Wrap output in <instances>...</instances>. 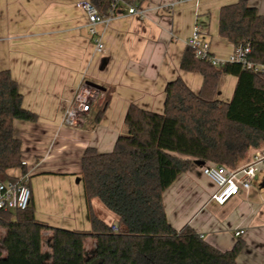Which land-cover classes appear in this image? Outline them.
Instances as JSON below:
<instances>
[{
	"label": "crops",
	"instance_id": "obj_1",
	"mask_svg": "<svg viewBox=\"0 0 264 264\" xmlns=\"http://www.w3.org/2000/svg\"><path fill=\"white\" fill-rule=\"evenodd\" d=\"M85 1L91 0H0V70H10L19 84L23 106L38 115L36 121H14L25 168L8 173L28 179L38 220L71 230L92 228L81 176L85 150L112 151L118 137L128 132L125 116L131 104L163 113L170 81L181 78L198 93L203 75L180 67L187 39L198 25L212 53L228 58L235 46L219 34L220 9L239 0H146L141 17L129 14L124 6L109 22L95 26L102 51L96 49L90 32L82 8ZM246 1L264 14V0ZM158 5L162 8H155ZM84 82L105 90L96 88L90 111L77 125H67L66 111ZM236 83V76L224 74L218 97L229 101ZM109 91V104L98 118ZM263 148L250 149L245 164ZM209 164L193 159L189 170L164 192L169 222L177 229L189 224L221 251L244 241L237 263L264 264V166H259L250 189H241L219 204L213 198L218 187L203 172ZM92 206L109 225L118 223V216L100 199L94 198ZM238 229L245 230L241 236L235 235ZM5 233L0 225L4 252ZM51 235V230H43L46 259L52 255ZM95 247L96 239L88 237L86 255L93 254Z\"/></svg>",
	"mask_w": 264,
	"mask_h": 264
},
{
	"label": "trees",
	"instance_id": "obj_2",
	"mask_svg": "<svg viewBox=\"0 0 264 264\" xmlns=\"http://www.w3.org/2000/svg\"><path fill=\"white\" fill-rule=\"evenodd\" d=\"M144 1L91 0L100 15L117 3L141 6ZM219 34L235 47L249 43L248 60L264 66V14L256 7L246 0L222 6ZM180 67L203 75L198 93L181 78L170 81L163 113L131 104L125 116L128 132L118 137L114 149L85 150L81 176L92 228L71 230L38 220L32 197L24 210L0 209V225L6 229L0 264H238L244 241L221 251L189 224L175 228L163 196L193 159L238 168L248 161L250 149L264 146V71L239 62L214 65L188 44ZM224 74L237 77L229 101L218 97ZM110 98L109 91L98 118ZM16 119L36 121L38 115L23 106L10 70H0V182L18 179L10 169L25 168L22 142L14 134ZM94 198L118 216L117 231L95 213ZM46 229L52 231L51 259L43 257ZM88 237L96 239L91 255L85 252Z\"/></svg>",
	"mask_w": 264,
	"mask_h": 264
},
{
	"label": "built area",
	"instance_id": "obj_3",
	"mask_svg": "<svg viewBox=\"0 0 264 264\" xmlns=\"http://www.w3.org/2000/svg\"><path fill=\"white\" fill-rule=\"evenodd\" d=\"M127 7L129 14L143 16L145 9L137 5L116 4L107 15H100L97 7L91 1L82 3V8L88 18L90 32L94 35L96 49L103 50V43L98 37L95 26L100 22H109L115 15L121 12L123 7ZM155 8H162L161 5ZM198 25L194 27L192 34L187 39V44L195 49L199 58H208L214 65H221L227 61L243 63L246 68L255 71H264V66L255 65L248 60V54L251 52L249 43L240 44L235 47L234 51L226 59H220L211 51L210 41L206 39ZM96 88L91 84L82 83L69 108L66 111L65 123L67 125H77L79 119L90 111L91 103L95 98ZM264 166V148L258 150L252 159L245 165L238 168H231L223 164H209L203 167V172L218 187L213 198L219 203L224 204L232 197L237 195L241 189H250L254 178L256 177L259 166ZM32 191L25 177L16 180H7L0 182V209L3 210H24L30 206ZM112 230L117 231L118 225H111ZM245 230L238 229L235 231L236 236H241Z\"/></svg>",
	"mask_w": 264,
	"mask_h": 264
},
{
	"label": "water",
	"instance_id": "obj_4",
	"mask_svg": "<svg viewBox=\"0 0 264 264\" xmlns=\"http://www.w3.org/2000/svg\"><path fill=\"white\" fill-rule=\"evenodd\" d=\"M89 84H91L92 86H94L95 88L99 89V90H105V87L99 85V84H96V83H93V82H89Z\"/></svg>",
	"mask_w": 264,
	"mask_h": 264
},
{
	"label": "rangeland",
	"instance_id": "obj_5",
	"mask_svg": "<svg viewBox=\"0 0 264 264\" xmlns=\"http://www.w3.org/2000/svg\"><path fill=\"white\" fill-rule=\"evenodd\" d=\"M223 86H224V84H223ZM224 90H226V85H225V87H224ZM46 252H47V249H46V247H45V251H44V253L46 254ZM50 252H51V250H50Z\"/></svg>",
	"mask_w": 264,
	"mask_h": 264
}]
</instances>
